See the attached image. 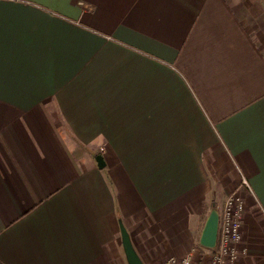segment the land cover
Segmentation results:
<instances>
[{
	"label": "crops",
	"instance_id": "crops-1",
	"mask_svg": "<svg viewBox=\"0 0 264 264\" xmlns=\"http://www.w3.org/2000/svg\"><path fill=\"white\" fill-rule=\"evenodd\" d=\"M242 178L264 264V0H0V264H159Z\"/></svg>",
	"mask_w": 264,
	"mask_h": 264
},
{
	"label": "built area",
	"instance_id": "built-area-1",
	"mask_svg": "<svg viewBox=\"0 0 264 264\" xmlns=\"http://www.w3.org/2000/svg\"><path fill=\"white\" fill-rule=\"evenodd\" d=\"M239 186L250 189L245 178L241 179ZM243 212L242 197L237 192L228 194L221 211L218 212L216 242L213 247L208 248L210 254L207 264H235L240 252H245L244 248L237 247L242 241ZM193 257L194 252L189 251L184 256L168 257L160 264H192Z\"/></svg>",
	"mask_w": 264,
	"mask_h": 264
},
{
	"label": "water",
	"instance_id": "water-1",
	"mask_svg": "<svg viewBox=\"0 0 264 264\" xmlns=\"http://www.w3.org/2000/svg\"><path fill=\"white\" fill-rule=\"evenodd\" d=\"M95 160L97 162L98 167H103L105 165V162L103 160V157L100 154H97L95 156ZM217 223H218V213L215 209L211 210V212L208 214L204 226L202 228L199 243L200 245L211 248L215 245L216 242V236H217ZM119 228H120V236H121V243L123 247V251L125 254V258L127 261V264H144L137 252L135 251L131 239L129 237V234L122 224V222H119Z\"/></svg>",
	"mask_w": 264,
	"mask_h": 264
},
{
	"label": "rangeland",
	"instance_id": "rangeland-1",
	"mask_svg": "<svg viewBox=\"0 0 264 264\" xmlns=\"http://www.w3.org/2000/svg\"><path fill=\"white\" fill-rule=\"evenodd\" d=\"M239 185L233 191L229 192L228 194H230L232 192H237L242 197V199L244 201V212H243V219H244V214H245V210H246V202H245V197L243 195V191L244 190L247 191V193L250 194V195H252V192L250 191V189H247V187L242 188ZM227 195L224 197L223 202L217 208H216V206H212L210 208H207V210L205 211V213L203 215V218H202L203 225H204V222H205L208 214L211 212V210L215 209L217 211V213L221 211ZM251 210H252V208H249V209H247V212L248 211L251 212ZM241 231H242V228H241ZM241 235H242V241H241L240 244L237 245V247L239 249H243L244 248L245 252L243 254L240 252L239 257L236 259L237 261H236L235 264L238 263V260H239V258L241 256H246L249 253V247H248V244L244 240L243 232H242ZM189 251L194 252V257H193V260H192V264H207L208 259H209L210 250L207 247H204V246L200 245L199 241H198V245L197 246H195L194 248L188 250L187 252H189ZM184 255H181V256H184ZM172 256H174V255H172ZM169 257H171V256H169ZM175 257H180V256H175ZM164 260H166V259H164ZM163 261H161V262H163Z\"/></svg>",
	"mask_w": 264,
	"mask_h": 264
}]
</instances>
